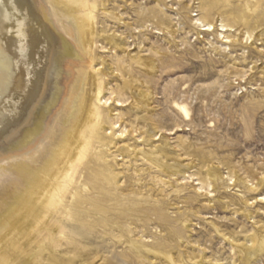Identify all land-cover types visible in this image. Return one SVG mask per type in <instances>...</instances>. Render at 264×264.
Instances as JSON below:
<instances>
[{
    "label": "rangeland",
    "instance_id": "rangeland-1",
    "mask_svg": "<svg viewBox=\"0 0 264 264\" xmlns=\"http://www.w3.org/2000/svg\"><path fill=\"white\" fill-rule=\"evenodd\" d=\"M89 2L108 128L84 167L107 181L85 192L79 169L86 202L70 210L87 235L55 257L264 264V0ZM76 201L66 193L67 208Z\"/></svg>",
    "mask_w": 264,
    "mask_h": 264
},
{
    "label": "bare ground",
    "instance_id": "bare-ground-1",
    "mask_svg": "<svg viewBox=\"0 0 264 264\" xmlns=\"http://www.w3.org/2000/svg\"><path fill=\"white\" fill-rule=\"evenodd\" d=\"M91 10L89 0H0V264H41L46 253L49 264H71L54 251L87 235L70 210L86 202L79 169L85 192L91 178L93 188L107 181L84 167L108 128L94 102ZM66 193L77 200L69 208Z\"/></svg>",
    "mask_w": 264,
    "mask_h": 264
}]
</instances>
